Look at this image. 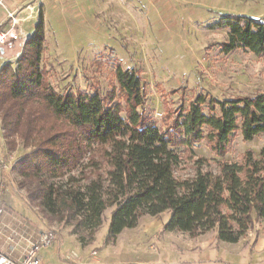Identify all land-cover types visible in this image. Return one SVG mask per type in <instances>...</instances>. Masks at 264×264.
Listing matches in <instances>:
<instances>
[{"label":"trees","instance_id":"trees-1","mask_svg":"<svg viewBox=\"0 0 264 264\" xmlns=\"http://www.w3.org/2000/svg\"><path fill=\"white\" fill-rule=\"evenodd\" d=\"M217 24L227 29L222 52L241 48L264 56L263 17L229 15ZM33 30L21 51L14 48L20 38L0 47L1 56L16 59L15 65L8 61L0 70L4 143L9 151L16 147V138L33 144L15 165L20 175L32 180L28 201L38 203L50 218L76 226L90 222L93 228L100 224L107 205H115L108 242L122 229L135 227L142 215L159 216L166 210L170 215L164 230L194 237L216 228L217 238L228 243L244 236L254 219L264 222V147L258 159L248 153L241 164H220L217 174L197 170L191 179L183 180L174 175L180 156L172 149L178 144L189 148L207 138L220 155L235 130L245 141L264 133V91L230 99L213 96L209 113L202 109L204 97L199 96L180 110L173 126L161 131L141 111L146 98L136 69H115L123 107L119 102L107 104L98 92L89 96L58 92L40 66L41 21ZM172 130L182 137H174ZM92 145L100 147L108 165L107 186L98 173L84 191L50 182L78 166L83 172L81 158Z\"/></svg>","mask_w":264,"mask_h":264},{"label":"rangeland","instance_id":"rangeland-1","mask_svg":"<svg viewBox=\"0 0 264 264\" xmlns=\"http://www.w3.org/2000/svg\"><path fill=\"white\" fill-rule=\"evenodd\" d=\"M11 1L3 0L4 6L0 10H5L7 2ZM27 2L14 11L17 19L15 28L22 31L16 37L20 40L14 48L21 51L35 25L41 21L44 39L40 66L52 87L58 92L79 91L88 96L98 92L107 104L119 102L123 107L115 69L118 66L136 69L146 98L141 111L161 131L173 126L180 110L186 109L199 96L204 97L202 109L209 113L213 96L230 99L264 91V56L257 57L241 48L230 53L222 52L221 44L228 40L227 29L217 24L229 15L264 18V0ZM39 13L42 20H39ZM8 20L6 17L4 22ZM8 61L16 64L15 58H4L0 60V70ZM206 131L204 128V134ZM172 134L182 137L173 130ZM15 142L16 147L9 151L0 128V161L5 164L0 171L2 250L20 256L29 241L54 230L63 239L54 240L50 246L39 250L41 264H55L52 254L57 252L58 245L67 255L71 252L77 254V248L71 243L93 244L94 250L98 247L101 254L109 252L106 237L115 205H107L100 224L94 228L90 222L76 226L66 219L50 218L38 203L28 201L32 180L24 178L15 169L21 156L32 148V141L23 144L20 138H16ZM262 147L264 133L245 141L239 130L231 134L224 153L220 155L212 149L207 138L189 148L178 144L172 147L180 156L174 175L177 180H183L191 179L197 170L217 174L220 164H241L248 153L258 159ZM99 150L97 145L86 149L81 158L83 172L78 166L66 171L63 177L51 178L50 182L63 189L80 188L84 191L86 183L98 173L102 176L103 185L107 186L108 165ZM223 211L228 212L225 208ZM169 215L166 210L161 219H168ZM252 217H255L254 212ZM13 231L18 236L8 242L7 238Z\"/></svg>","mask_w":264,"mask_h":264},{"label":"crops","instance_id":"crops-1","mask_svg":"<svg viewBox=\"0 0 264 264\" xmlns=\"http://www.w3.org/2000/svg\"><path fill=\"white\" fill-rule=\"evenodd\" d=\"M27 1L7 2L5 10H0V28L6 24V11H15ZM161 216L139 217L135 227L122 229L108 242L109 252L101 254L98 247L94 250L93 244L70 242L77 248V254H63L58 245L52 257L55 264H264V222L261 220H254L236 243H228L217 238L216 228L194 237L183 231L164 230L167 219ZM62 239L61 234L57 235L56 240Z\"/></svg>","mask_w":264,"mask_h":264},{"label":"built area","instance_id":"built-area-1","mask_svg":"<svg viewBox=\"0 0 264 264\" xmlns=\"http://www.w3.org/2000/svg\"><path fill=\"white\" fill-rule=\"evenodd\" d=\"M4 6L3 0H0V7ZM6 17H8V22L0 28V46L6 43L11 39H16L17 36L22 34L19 27L16 29L15 24L17 23L16 17H14V11H7ZM5 164L0 161V171ZM0 174V190L2 189ZM1 212V211H0ZM18 236L16 231H13L7 238L8 242H11ZM57 239V234L54 230L41 233L36 239L28 242V247L23 252L22 255L16 256L10 253H5L0 248V264H41V258L38 255V252L43 247L50 246L51 243ZM133 264H142L141 262Z\"/></svg>","mask_w":264,"mask_h":264},{"label":"water","instance_id":"water-1","mask_svg":"<svg viewBox=\"0 0 264 264\" xmlns=\"http://www.w3.org/2000/svg\"><path fill=\"white\" fill-rule=\"evenodd\" d=\"M0 50L2 51V49L0 48Z\"/></svg>","mask_w":264,"mask_h":264}]
</instances>
